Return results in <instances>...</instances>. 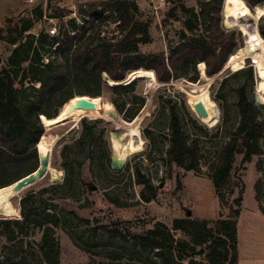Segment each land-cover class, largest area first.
I'll return each instance as SVG.
<instances>
[{"label": "rangeland", "instance_id": "obj_1", "mask_svg": "<svg viewBox=\"0 0 264 264\" xmlns=\"http://www.w3.org/2000/svg\"><path fill=\"white\" fill-rule=\"evenodd\" d=\"M105 1L114 0H34V3L29 5L20 0L22 16L14 18L11 24L5 22L7 24H4V28H0V66L6 64L14 48L7 41L10 37L18 38L17 33L10 35L7 27L22 25L21 21L28 24L29 31L20 38L23 42L27 35L36 37L42 30L48 31L54 27L56 30L60 29L61 22L68 18H74L79 24V7L85 9L84 6L87 7L91 3L99 4ZM129 1L135 2L144 17L150 21L152 40L150 44L142 46L141 51H163L167 55L168 43L174 45L179 40L176 32L180 30L181 20L187 17L174 12V16L168 19V11L177 4L198 11L200 5L208 0H169L164 3L159 0ZM56 7L66 14L64 18L52 15L51 12ZM40 12L41 19L38 18ZM106 15L102 36L120 39L117 23H113L112 18ZM221 18L223 19L222 11ZM224 28L241 34L236 28ZM200 32L204 33L202 27ZM241 36L243 38L242 34ZM248 60L251 63V60ZM250 66L252 76L248 78L247 71ZM197 69L199 71L198 66ZM234 72L224 66L213 78L212 87L209 86V96L219 110L218 122L213 127L203 124L189 108L186 96L181 97L180 92L176 90L177 86L184 87L188 83H205L200 71V78L195 83L178 79L163 86L152 85L146 79H138L131 93L114 95L104 90L102 100L106 102L111 98L119 102L133 100L134 95L145 98V106L139 113L143 110L148 112V116L140 124L143 142L141 151L128 156L121 169H114L111 165L102 166L100 163L105 153L111 154L109 134L122 131L115 130L114 125L104 119L110 123L108 128L111 131L107 135L100 132L99 128H94L91 144L87 139L81 146L64 141L53 146L49 154L50 165L62 172V178L52 180L48 174L30 189L38 191L63 181V152L75 174L80 169L78 163L86 159L82 172L88 179L87 188L78 184L74 174L72 182L65 189L39 195L35 199L36 203L31 204V215H35L43 224L42 229L31 230V235L25 236L26 226L12 227L11 239L0 232V264H163L155 250H141L134 244L132 236L160 223L169 230L174 240L188 241L180 231L172 229L175 220H226L232 199L238 194L242 202L236 223V264H264V136L258 141L261 155H253L250 162H245L242 156L235 155L230 161V176L220 188V196L213 187L214 171L211 165L240 123L237 107L240 91L243 90L246 97L259 109L258 119H264V104L261 103L257 92L258 79L252 63L245 65L237 75H232ZM77 89L76 85H72L69 92L73 93ZM114 112L116 113L115 110ZM116 115L123 120L117 113ZM173 117L177 119L189 141L195 140L197 143L201 159L195 171L184 172L178 169L166 154L169 148V126ZM80 119L91 121L101 118L76 116L45 135L49 139L52 135L72 128L73 136L78 138L82 132ZM77 120L80 121L74 124ZM70 138L71 136L68 139ZM65 145L70 148L64 149ZM225 163L220 162L218 167H224ZM137 174L156 187V198L150 203L143 202L139 197L142 186L138 184ZM234 182L239 186H232ZM92 185L96 187V190H92L94 194L89 192ZM63 196L67 199L68 212L63 211ZM20 199L21 195L13 201L19 212ZM9 219H21V215ZM55 222L58 226L54 228L53 234L47 232L44 244L45 231ZM195 249L198 251L201 248ZM184 264L210 263L202 253L192 254Z\"/></svg>", "mask_w": 264, "mask_h": 264}, {"label": "trees", "instance_id": "obj_2", "mask_svg": "<svg viewBox=\"0 0 264 264\" xmlns=\"http://www.w3.org/2000/svg\"><path fill=\"white\" fill-rule=\"evenodd\" d=\"M243 1L250 10L264 5V0ZM222 5L223 0H208L200 5L198 11L188 9L182 4L172 7L167 13L168 19L174 16V12L187 17L181 20L180 30L176 32L179 40L174 45L168 43L167 55L163 51H141V47L150 44L152 40L150 21L144 17L136 3L129 0L91 3L87 7L84 6L85 9L79 7L81 22L78 24L74 18L65 19L61 22L56 36H50L48 31L42 30L36 37L27 35L22 42L20 38L29 31L28 24L21 21L22 25L7 27V32L10 35L17 33L18 38L10 37L7 41L14 48L6 64L0 66V188L10 186L36 171L39 165L37 143L46 133L44 130L56 128L73 119L70 106L74 99L87 96L102 98L104 90L114 95L131 93L138 79L127 84L122 82L131 73L139 70L153 72L157 83L163 86L178 79L197 82L200 78L197 69L199 63L204 64L207 77L213 78L219 74L229 57L243 46V38L239 32L227 31L222 26ZM51 13L61 18L66 16L58 7ZM106 14L112 18L113 23H117L120 39L102 36ZM38 18H42V12L38 14ZM8 24H11V20ZM201 27L204 33L200 32ZM257 29L264 39V17L259 19ZM250 64L247 59L245 65ZM242 70L243 68L232 75H237ZM251 76L250 66L247 77ZM105 78L119 85H108ZM72 85H76L78 89L70 93L69 87ZM212 85L213 83L210 88ZM179 95L183 97L184 94L180 92ZM109 103L124 121L131 122L139 115L146 101L141 95H134L133 100L119 102L111 98ZM62 104L64 107L59 117L51 119ZM237 107L240 115L239 126L211 165L214 171L213 187L218 196L220 188L229 179L230 161L235 155H240L243 161L250 162L253 155L262 154L258 141L264 136V119H258L259 109L246 97L243 90L239 92ZM109 124L103 119H83L80 121V136H73L72 129L69 132L71 138L60 142L81 146L84 140L89 139L91 144L93 129L99 128L100 132L108 135L111 131ZM169 130V148L166 154L170 162L184 172L197 170L201 155L196 141H189L175 117L171 119ZM67 148L70 147L65 145L64 149ZM110 156L111 154L105 153L100 164L109 167ZM62 157L63 181L38 191L28 189L20 199L21 219H0V232L7 238L11 239L12 227L26 226L25 236L31 235V230L42 229L43 224L35 215H31V204L36 203L35 199L39 195L65 189L72 182L75 173L66 159L65 152ZM85 161L86 159L78 163L80 169L75 178L78 184L86 189L88 179L82 172ZM220 162H226L225 166L219 168ZM137 177L138 184L142 186L139 191L140 199L145 203L155 200L156 187L145 177L139 174ZM232 186L239 185L234 182ZM92 187L89 189L90 194H94L92 190H96L94 185ZM62 200L63 211L68 212L67 199L63 196ZM241 202L240 194L232 199L226 220H175L172 229L180 231L188 241L174 240L169 230L160 223L133 235L132 239L141 250H155L163 264H184L196 251L195 247L204 249L203 253L210 264H236V223ZM57 226L55 222L50 229H46L44 244L47 232L53 234Z\"/></svg>", "mask_w": 264, "mask_h": 264}, {"label": "bare ground", "instance_id": "obj_3", "mask_svg": "<svg viewBox=\"0 0 264 264\" xmlns=\"http://www.w3.org/2000/svg\"><path fill=\"white\" fill-rule=\"evenodd\" d=\"M222 15L223 26L226 28L238 29L244 37V45L229 57L225 67L233 71H238L245 66L246 59H250L258 79L257 92L259 93L261 103L264 104V39L260 36L256 27L258 20L264 17V5L256 6L253 10H250L243 0H224ZM198 68L201 78L205 83H188L187 85L185 84L184 87L177 86L176 90L184 93L187 104L195 115L194 105L200 103L206 111V116L199 117L196 115L197 118L208 127H213L217 124L219 119V110L209 96V85L212 83L214 77L209 78L205 75L203 63H199ZM130 75L137 79H146L152 85H159L151 71L139 70ZM112 84L114 83L110 81L109 85ZM80 100L91 101L94 107H79L78 103ZM70 107L73 118L76 116L101 118L111 122L115 129L122 130L119 136L114 132L110 133V144L113 145L114 149L113 158L116 161L122 162L127 159L128 156L141 151L143 142L140 124L143 119L148 116L146 110H143L142 113L131 122H127L117 118L118 116L116 117L112 105L109 102L103 101L101 97H79L71 102ZM77 122L78 120L74 124ZM57 127H59V125ZM53 128H47L45 134ZM45 134L41 136L37 143L36 150L40 158L46 162L48 161V155L58 135H52L48 139ZM46 170L47 175L49 174L52 180H59L63 176L61 171L56 170L50 164L46 167ZM39 175V172L36 171L21 183H25L28 179H38ZM20 194L21 193L14 192V186L12 185L0 188V216H2L3 219L20 216L19 208L13 203L15 199L20 198Z\"/></svg>", "mask_w": 264, "mask_h": 264}, {"label": "water", "instance_id": "obj_4", "mask_svg": "<svg viewBox=\"0 0 264 264\" xmlns=\"http://www.w3.org/2000/svg\"><path fill=\"white\" fill-rule=\"evenodd\" d=\"M259 21V20H258ZM256 27H257V24H256ZM243 41H244V37H243ZM204 65V64H203ZM134 77H131V75H129L127 77V79L122 82L123 84L124 83H129L131 81H133ZM105 82L109 85L110 81L105 78ZM112 85H119V84H112ZM210 86V85H209ZM184 94V93H183ZM84 96V95H82ZM89 97V96H87ZM89 98H93V97H89ZM65 104V103H64ZM64 104H62V106L58 109L57 111V114L51 118V119H55L57 117H59L60 115V111L61 109L63 108ZM78 106L79 107H84V108H93L94 105L91 101H88V100H80L79 103H78ZM194 110L196 112V115L199 116V117H205L206 116V111L204 110L203 106L200 104V103H197L196 105H194ZM116 114V113H115ZM195 114V113H194ZM117 117V115H116ZM118 118V117H117ZM39 119L41 121V117L39 116ZM61 122V121H60ZM41 124L44 128V125L41 121ZM72 130V128H67L64 132L60 133V134H57L58 137L57 139L54 141V146L57 145L60 141H62L63 139H68L70 137L69 135V132ZM115 130H118V129H115ZM45 132V130H44ZM116 135H120L121 132L117 131V132H114ZM110 135V134H109ZM111 156H110V165L112 168L114 169H121L123 167V165L125 164L126 160L125 159L124 161L122 162H119V161H116L114 158H113V154H114V149H113V145L111 144ZM53 148V147H52ZM38 158H39V165H38V168L36 169V171L39 172V178L38 179H28V181H26L25 183H21L22 181L26 180L27 178H29L33 173L19 179L17 182H15L14 184H12V186H14V192L16 193H21L20 195L22 196L23 193H25L28 189H30L31 187H33L35 184H37L39 181H41L46 175H47V170H46V167L50 164V161H49V155H48V161H43L40 156L38 155ZM93 188V187H92ZM0 218H2V216H0ZM204 252V249L201 248L199 249L198 251H195L193 254H202Z\"/></svg>", "mask_w": 264, "mask_h": 264}, {"label": "crops", "instance_id": "obj_5", "mask_svg": "<svg viewBox=\"0 0 264 264\" xmlns=\"http://www.w3.org/2000/svg\"><path fill=\"white\" fill-rule=\"evenodd\" d=\"M19 4L20 0H0V28L9 20L22 16Z\"/></svg>", "mask_w": 264, "mask_h": 264}, {"label": "built area", "instance_id": "obj_6", "mask_svg": "<svg viewBox=\"0 0 264 264\" xmlns=\"http://www.w3.org/2000/svg\"><path fill=\"white\" fill-rule=\"evenodd\" d=\"M161 3H164L166 1H169V0H159ZM24 3L26 5H29V4H33L34 3V0H24ZM48 33L50 36H56L57 35V30L54 28L48 30Z\"/></svg>", "mask_w": 264, "mask_h": 264}]
</instances>
